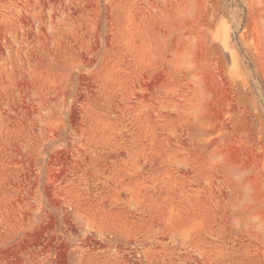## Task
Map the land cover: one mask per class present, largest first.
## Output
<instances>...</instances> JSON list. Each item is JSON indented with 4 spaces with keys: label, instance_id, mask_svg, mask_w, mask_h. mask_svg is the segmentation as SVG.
<instances>
[{
    "label": "rangeland",
    "instance_id": "374dc122",
    "mask_svg": "<svg viewBox=\"0 0 264 264\" xmlns=\"http://www.w3.org/2000/svg\"><path fill=\"white\" fill-rule=\"evenodd\" d=\"M0 264H264V0H0Z\"/></svg>",
    "mask_w": 264,
    "mask_h": 264
}]
</instances>
